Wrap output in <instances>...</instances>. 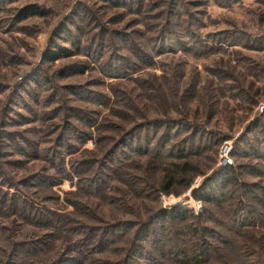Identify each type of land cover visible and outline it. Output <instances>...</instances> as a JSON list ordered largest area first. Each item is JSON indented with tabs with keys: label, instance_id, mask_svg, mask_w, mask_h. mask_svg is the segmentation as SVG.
<instances>
[{
	"label": "rangeland",
	"instance_id": "1",
	"mask_svg": "<svg viewBox=\"0 0 264 264\" xmlns=\"http://www.w3.org/2000/svg\"><path fill=\"white\" fill-rule=\"evenodd\" d=\"M159 209L211 228L212 264H264V0H0V264H182L184 223L138 235Z\"/></svg>",
	"mask_w": 264,
	"mask_h": 264
},
{
	"label": "trees",
	"instance_id": "2",
	"mask_svg": "<svg viewBox=\"0 0 264 264\" xmlns=\"http://www.w3.org/2000/svg\"><path fill=\"white\" fill-rule=\"evenodd\" d=\"M102 1H107V2H119L121 0H102ZM42 10L37 6V5H28L20 9L19 11V18H24L27 16H32V15H37L41 14ZM49 55V54H48ZM58 55V54H56ZM49 58L53 59L54 56L49 55ZM180 125V124H175V126ZM170 127L173 125H169ZM124 141V140H123ZM194 144V143H193ZM195 145V144H194ZM147 149V148H146ZM145 150V149H144ZM185 149H181L183 152L179 155V159H182L183 157H188L187 154H184ZM193 168L192 164L190 161L186 160L185 162H178V161H173L169 162L167 172L168 175H166V182L164 184V188L169 191L170 187L174 183H187L190 181L187 178L190 170ZM130 175V182H133L137 184L140 182L137 177L131 174ZM236 178H224V187L226 188L228 184H231ZM206 188V187H205ZM203 190V189H202ZM200 197H203L208 203H213L214 205L222 206L225 208L222 204L223 202L226 201L225 196L226 194L222 192H218V190L215 188L211 189L209 188L207 192H203V194H198ZM232 197V196H231ZM191 202L190 200L186 199L184 201L185 205H189ZM246 209V216L247 219H250L253 217V215L256 213V210L253 205H247L244 206ZM210 210L208 209V212ZM231 211V210H229ZM233 218L231 220V224L233 228H237V221H238V208H236L233 212ZM193 218L188 214V211L184 209H174L172 211L165 210V209H159L152 217L151 219H148L147 221H143L140 224V227L138 228V235L143 237L144 240H147L150 242L151 237L153 236L155 239L156 231L153 228V225L157 222L156 220H160V224H162V229L164 231H168V228H170V225L173 223H184L185 227L183 229H179V231L183 234H187V244L185 245H179L176 246L174 245L173 247H169V252H167L166 257L164 259H168L173 261L174 263H182V264H212L213 259H215L218 256V252L220 251V245L214 244L213 238H211L210 232L211 228L206 225H201L197 223L194 219L192 221H188L189 218ZM195 221V222H194ZM131 222L128 224V222L124 223L121 222L120 224L116 225H110L107 230H106V238L103 240V245H106V242L110 245L115 241H111V239H117V238H122L128 231V227H130ZM160 232V231H159ZM105 236V235H104ZM153 240V239H152ZM156 240V239H155ZM224 244H227L228 241L225 239H222ZM157 241V240H156ZM190 243V244H189ZM107 244V245H108ZM139 247L142 249V246L139 245ZM143 253V252H142ZM162 253V252H160ZM147 262L150 263L152 262H158L157 258L154 256L151 259L149 257ZM136 260V259H135ZM132 263L131 261L128 263ZM127 264V263H126ZM133 264V263H132Z\"/></svg>",
	"mask_w": 264,
	"mask_h": 264
},
{
	"label": "built area",
	"instance_id": "3",
	"mask_svg": "<svg viewBox=\"0 0 264 264\" xmlns=\"http://www.w3.org/2000/svg\"><path fill=\"white\" fill-rule=\"evenodd\" d=\"M230 151H231V145L226 142L222 148H221V152H220V160H222L223 164L222 165H226L231 163V158H230ZM190 204L191 207L195 210V212H199V210H201L202 206H203V201L201 198H194L191 197L190 199Z\"/></svg>",
	"mask_w": 264,
	"mask_h": 264
}]
</instances>
